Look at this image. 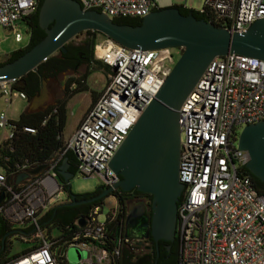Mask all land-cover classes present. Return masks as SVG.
Masks as SVG:
<instances>
[{"label": "built area", "instance_id": "1", "mask_svg": "<svg viewBox=\"0 0 264 264\" xmlns=\"http://www.w3.org/2000/svg\"><path fill=\"white\" fill-rule=\"evenodd\" d=\"M41 1L0 0V28L15 33L20 42L18 25L37 12ZM76 1L84 12L97 11L112 20L143 19L165 5L176 7L170 0ZM204 10L212 25L242 35L264 19V0H206L200 12ZM172 51L131 50L96 35L94 58L110 70L96 104L38 175L8 185L0 170V216L20 229L33 228L41 240L36 250L5 264H58L60 255L42 237L39 219L63 202L65 193L55 173L64 156H75L76 174L97 177L103 189L113 188L120 177L109 163L170 75L176 63ZM18 83L0 82V100L5 106L0 110V131H7L3 141L14 139L15 128L8 118L13 101L28 102L15 88ZM179 114V180L185 189L177 212L178 264H264V195L255 192L242 171L250 157L238 149L237 132L264 122V62L236 54L215 58ZM24 132L35 134L28 128ZM27 169V165L16 166L13 175L27 173ZM117 211L118 207L113 214ZM99 214L96 209L72 241V246L89 253L82 264H112L119 254L103 248L107 227L106 219L99 221ZM120 239L130 243L123 234Z\"/></svg>", "mask_w": 264, "mask_h": 264}, {"label": "water", "instance_id": "2", "mask_svg": "<svg viewBox=\"0 0 264 264\" xmlns=\"http://www.w3.org/2000/svg\"><path fill=\"white\" fill-rule=\"evenodd\" d=\"M39 27L45 38L26 54L12 63L0 67V82L22 79L37 73L38 66L65 45L87 31L98 32L115 43L131 50H180L179 60L165 80L159 93L142 113L129 135L109 163L110 170L120 181L91 201L76 202L71 193V204L77 206L110 197L114 191L129 193L136 190L152 197L150 206L142 216L130 210L125 230L118 227L117 234L128 240H142L151 236L169 244L176 240L177 212L185 185L179 180L180 125L179 110L196 86L212 60L236 54L264 62V19L254 22L246 33H230L192 13L180 14L176 7L152 12L139 26L118 25L97 11L84 12L76 0H44L39 12ZM49 100L47 82L41 80L39 95L29 104V111L43 109ZM238 149L249 154L246 169L264 183V122L245 127L238 138ZM69 163L62 161L57 173L68 184ZM44 167L20 174V183L38 175ZM57 180V179H56ZM59 182V181H57ZM3 195H0V203ZM150 210V217L147 215ZM80 226L84 221H80ZM169 249V247H168Z\"/></svg>", "mask_w": 264, "mask_h": 264}, {"label": "trees", "instance_id": "3", "mask_svg": "<svg viewBox=\"0 0 264 264\" xmlns=\"http://www.w3.org/2000/svg\"><path fill=\"white\" fill-rule=\"evenodd\" d=\"M43 1L40 2L37 12L32 17L23 21V24L27 28V45L6 55L5 59L0 61V67L14 62L45 38L44 31L39 27V12ZM176 8L183 16H188L192 13L197 20L210 22L205 10L203 12L194 11L183 6H176ZM113 22L118 25L136 27L141 24L142 19L114 18ZM214 26L218 27L215 24ZM96 35L101 34L92 31L79 34L75 39L78 37H82V39L76 43H74V40H71L65 45L64 51H60L59 54L49 57L38 66L37 73L27 74L20 84L15 87L26 95L28 104H30L40 93L41 80H45L48 83L55 82L59 86L63 78L69 75V73L74 75L66 82L65 92L52 105L46 106L39 111H29L27 108L20 115L18 121L13 122L15 128L14 139L0 142V170L6 175L8 185H14L17 180L18 174H15L16 177L13 175L16 172V166L27 165L28 169L26 172L29 173L39 167H45L53 161L55 156L63 149L62 133L66 125L68 102L74 95L86 91L85 82L91 70H103L108 75L110 74L109 68L94 58ZM97 99L98 95L92 96L93 103L91 108L96 104ZM26 128L35 130V134L31 135L24 132ZM63 159H67L68 163L76 162L77 169V160L73 154L67 153ZM76 169L74 176L76 175ZM242 171L250 178L255 192L259 195H264V183L256 179L246 167ZM61 185L66 194V200L54 206L40 217L39 228L44 234V240L51 242L53 250L60 255L57 258L58 264H68L65 254L68 247L73 245L72 241L80 231V221L88 219L96 209L101 212V205L106 198L77 206H69L72 203L70 199L72 192L68 191V184L61 182ZM100 189L103 188L100 186L93 193L75 195L76 202L91 201L101 194ZM134 192L136 195H141L136 190ZM124 195L125 193L121 190H117L110 195L116 200L118 211L106 217V245L103 248L110 254L116 250L119 252L117 256L113 257L112 264H160V261L168 256L171 258L172 264H178L179 241L177 238L172 244L160 241L158 252L152 239H150L153 243L151 252L144 251L133 243H126L120 239L117 230L127 217V209L123 203ZM146 196L151 203L152 197L150 195ZM15 227L0 216V264H5L13 259L27 255L41 245V240L35 239L36 232L33 228L17 230ZM54 231L58 232V236L53 237ZM12 239H18L20 242L31 244L32 247L21 253L12 255ZM21 239H25V241ZM169 245L171 246L170 252L167 250Z\"/></svg>", "mask_w": 264, "mask_h": 264}, {"label": "rangeland", "instance_id": "4", "mask_svg": "<svg viewBox=\"0 0 264 264\" xmlns=\"http://www.w3.org/2000/svg\"><path fill=\"white\" fill-rule=\"evenodd\" d=\"M159 1V0H154ZM163 1V0H160ZM206 0H170L171 4L177 7L183 6L187 9L194 11L202 10ZM18 33L21 35V41H16L15 33L6 31L0 28V61L5 59V56L13 53L19 49L24 48L28 43L27 28L23 23L18 25ZM82 37L77 39L80 40ZM178 50L172 51L175 54V62L179 60ZM89 68V67H88ZM93 68V67H92ZM74 75L72 73L65 76L62 80L63 85L55 87V90L63 89L62 93L65 92L66 82L71 79ZM108 80V74L103 70H91L86 83V91L74 95L67 105L66 114V125L62 133L63 142H67L69 138L74 134L79 121L86 114L85 112L90 107L92 103V96L99 95L105 89ZM47 89H49L47 87ZM74 90V89H72ZM56 94V93H55ZM53 102V101H52ZM51 102V103H52ZM50 103V104H51ZM47 104L46 106H49ZM45 106V107H46ZM28 108V102L20 99H15L8 109V118L12 122H17L20 115ZM5 109L3 101L0 100V110ZM238 136L241 134L242 130L237 131ZM7 137V131H0V142H2ZM71 187V192L74 195H84L95 192L100 187V181L97 177L94 178H83L82 176L76 174L69 182ZM63 202L66 200V194L62 197ZM118 205L113 197H107L104 199L101 205V212L99 214V221H104L107 215L113 213L117 209ZM43 214H41L42 216ZM40 216V217H41ZM17 230H22L19 227H15ZM43 238L44 234H42ZM58 236V232H53V237ZM35 239H38L35 235ZM25 241V239H21ZM40 240V239H39ZM12 249L11 254H18L24 250L30 249L31 244H26L25 242H20L18 239H12ZM66 259L68 264H82L85 262L89 253L87 250H81L75 246H69L66 251Z\"/></svg>", "mask_w": 264, "mask_h": 264}, {"label": "flooded vegetation", "instance_id": "5", "mask_svg": "<svg viewBox=\"0 0 264 264\" xmlns=\"http://www.w3.org/2000/svg\"><path fill=\"white\" fill-rule=\"evenodd\" d=\"M75 38L73 39L74 43L77 42V39L79 37L77 39H75ZM59 52L60 51H57L54 55L59 54ZM61 85H63V83L59 84V87H61ZM56 86L57 85H56L55 82H49V83L47 82V87L49 88L48 89V91H49V100L46 103V105L50 104L52 101H54L55 93H56V90H55ZM75 169H76V162L69 163V167L67 169L68 174H71V175L74 176ZM55 176H56L57 181H59V183H61V182L64 183L63 178L57 172L55 173ZM123 203H124L125 208L127 209V215L129 213V211L132 210V211H135L139 217L142 216L144 211L146 209H148L149 206H150V202H149L148 197L145 194L136 195L134 190L129 192V193H125V195L123 196ZM147 215L150 217V215H151L150 210H147ZM122 230H123V233H124L125 222L122 224ZM150 239H152V238H151L150 235H148L146 238H144L142 240H129V241L131 243H133L136 247L141 248L144 251L151 252L152 251V244L154 243V241L152 239V241H153V243H152V241ZM159 242H158L157 245L154 243L156 245L157 252H158ZM168 247H169V249H168ZM168 247H167V250L170 252L171 246L169 245ZM160 264H172L171 258L169 256L168 257H164L160 261Z\"/></svg>", "mask_w": 264, "mask_h": 264}, {"label": "crops", "instance_id": "6", "mask_svg": "<svg viewBox=\"0 0 264 264\" xmlns=\"http://www.w3.org/2000/svg\"><path fill=\"white\" fill-rule=\"evenodd\" d=\"M163 3H165L166 2V0H163L162 1ZM168 6H164V8H167ZM87 83V81L85 82V84ZM62 91H63V89H61V90H58V91H56V94H55V98H54V101L62 94ZM54 101L50 104V105H52L53 103H54ZM93 103V102H92ZM92 103H91V105H90V107L87 109V111L85 112V113H87L89 110H90V108H91V106H92ZM46 106V105H45ZM28 107H29V104H28ZM85 116V115H84ZM84 118V117H83ZM83 118L79 121V123H78V125L81 123V121L83 120ZM77 125V126H78Z\"/></svg>", "mask_w": 264, "mask_h": 264}]
</instances>
